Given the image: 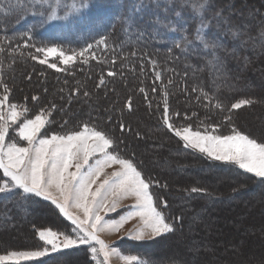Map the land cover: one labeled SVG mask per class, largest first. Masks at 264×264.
I'll return each mask as SVG.
<instances>
[{
  "label": "trees",
  "instance_id": "1",
  "mask_svg": "<svg viewBox=\"0 0 264 264\" xmlns=\"http://www.w3.org/2000/svg\"><path fill=\"white\" fill-rule=\"evenodd\" d=\"M71 2L64 0L67 4ZM145 2L146 6L141 11L131 12L134 23L130 27L126 17L133 7L132 0H88V8L75 17L49 23H43L40 13L44 9L35 6L36 0H0V48H4L0 52V78L10 89L9 102L26 103L30 109L29 118L41 108H50L55 104L56 110L51 115L47 133L64 131L61 125L65 120H68V128L88 120L112 131L122 141L119 145L122 154H134L145 176L159 181L161 187L154 186L152 192L167 199L169 207L163 211L169 222L177 216L183 217L182 222L176 221L174 233L158 237L155 242L186 235L189 216L199 210L202 213L196 223L203 222L205 215L213 216L210 209L222 206L231 208L228 211L232 213L245 211L241 220L251 223V214L264 208V183L234 165L209 160L194 150L185 149L182 142L161 124L162 89L168 93V103L173 112L180 113L181 119L176 121L177 124L184 123L182 118L185 115L197 113L191 121L194 127L201 121L206 124L221 123L224 133L230 127L223 121L231 104L242 98L254 99L257 102L251 106L232 111V123L264 141L263 133L239 121V117L247 111L260 109L257 107L260 106L262 93L256 91L252 77L258 71L264 79V0H212L213 7L206 18L216 11H221V16L212 19L210 27L205 29L210 45H216L207 49L193 37L196 21L191 19L190 5H182L181 0ZM245 11L249 12L248 17ZM177 12L181 15L177 16ZM101 15H109L113 20L99 33L82 34L81 24H88L90 19ZM157 17L159 23L149 22ZM185 21L188 22L186 35L191 43L182 41L185 33L172 30L173 27L181 28ZM52 30L54 33L49 35ZM233 32L240 35L234 37ZM101 38L107 46L97 43ZM9 41L12 48L20 46V51L10 53ZM25 41L30 45L27 48L23 47ZM178 41L181 42L179 48L176 47ZM52 44L69 53L71 50L79 52L91 44L92 52L86 55L94 53L97 59L84 63L82 58H78L75 63L64 66L59 63L58 57H50L49 63H56L63 69L57 71L48 64L39 63L44 56L35 53V47ZM133 52L135 55H132ZM31 55H38L39 59L33 60ZM113 57L116 58L115 63L112 62ZM109 71L115 75L109 76ZM157 72L161 74V79H156ZM141 88L144 92L140 91ZM194 88L196 91H193ZM201 89L214 97L213 105L217 101L222 103L224 111L214 107L206 110L204 105L208 101L202 98ZM34 95L39 97L38 101L31 99ZM129 97L131 110L125 106ZM120 123L125 125L123 133ZM9 138H15L13 132H10ZM162 156H165L164 162L163 158H159ZM152 161H156L158 166L152 165ZM193 171L199 173V180L192 178ZM165 184L167 187H162ZM192 188L204 191L192 192ZM253 202L259 205L254 210L250 205ZM236 205H242L248 211L233 210ZM47 216L51 219L45 221ZM16 218L21 219L19 229L28 240L1 246L0 254L8 250L43 247L34 229L51 228L71 233L70 222L59 215L49 201L38 197L22 200L18 191L0 194V233H10L15 228ZM258 227L261 230L257 233L264 232V225ZM121 242L116 244L121 247ZM87 250L86 245H79L49 252L38 260L21 261V264H82L81 260L91 264ZM130 252L140 257L146 255L152 260L155 258L153 263L158 264L157 253ZM162 261L163 264H198L196 260L171 255H166Z\"/></svg>",
  "mask_w": 264,
  "mask_h": 264
},
{
  "label": "snow or ice",
  "instance_id": "2",
  "mask_svg": "<svg viewBox=\"0 0 264 264\" xmlns=\"http://www.w3.org/2000/svg\"><path fill=\"white\" fill-rule=\"evenodd\" d=\"M151 2L155 3L156 0ZM132 3L133 7L126 17L130 27L134 23L131 12L141 11L146 6L145 0H132ZM181 4L190 5L191 19L196 21L193 29L194 39L205 49L215 47V44L210 45L206 39L205 29L210 27L212 19H219L221 11H216L206 18V14L213 7L212 0H181ZM35 6L44 9L40 13L43 23L68 21L88 8V0H72L70 4L64 3V0H36ZM176 15L180 16L181 13L177 12ZM149 22L159 23V18ZM172 30L185 33L182 41L191 43L186 35L187 21L181 28L173 27ZM232 35L236 37L240 33L233 32ZM97 43L107 46L103 38ZM29 46L25 41L23 47ZM180 46L181 42L178 41L176 47ZM3 51L4 48H0V52ZM8 51L19 52L20 46L12 48L9 41ZM90 52L91 44L79 52L71 50L70 53L52 44L35 47V53H42L43 59H39L38 55H31V58L39 59V63L62 71L56 63H49L50 57H58L61 65L68 66L78 58H82L84 63L89 59H97L94 53L91 56L86 55ZM132 55H135V52ZM115 59L113 57V63ZM152 63L155 64V61ZM108 75L114 76L115 73L109 71ZM156 79H161L159 72L156 73ZM0 88L3 89L0 93V194L18 191L22 200L38 197L49 201L58 210V214L71 225V233L54 231L51 228L34 229L43 247L33 250H8L0 254V264L34 261L47 256L49 252L79 245L88 247L91 259L96 264H109L110 258L113 257L123 261V264H147L138 256L123 254L118 248L101 239L99 233L121 232L131 220H136L137 223L125 232L124 236L136 241L174 233L176 221L182 222L183 217L177 216L169 222L163 211L169 207L167 199L152 192L154 186L161 187L159 181L145 176L134 154H122L119 148L122 141L107 127L84 120L68 128V120H65L61 125L64 131L47 133L51 115L56 110L55 104L50 108H41L29 118L30 109L26 103L9 102L10 89L3 83L2 78ZM140 91L144 92V89L141 88ZM162 91L164 102L161 124L167 132L182 142L185 149L194 150L209 160L234 165L264 183V141L240 130L232 123L231 116L232 111L251 106L257 101L242 98L232 103L228 109L229 114L223 121V124L230 126L229 131L224 133L221 123L206 124L201 121L194 127L191 121L197 117V113L192 116L185 115L182 118L184 123L177 124L176 121L181 119L180 113L173 112L168 103L166 89ZM84 95L87 96L88 93L85 92ZM201 96L208 101L204 105L206 110L214 107L224 111V105L219 101L213 105L214 97L203 89ZM31 99L38 101L39 97L34 95ZM125 106L131 110V97ZM119 128L123 133L125 125L120 123ZM10 129L14 130V136L18 137V140L9 138ZM137 135L139 136V133ZM162 187L166 188L167 185ZM191 191L204 190L192 188ZM113 214L115 218H112Z\"/></svg>",
  "mask_w": 264,
  "mask_h": 264
},
{
  "label": "rangeland",
  "instance_id": "3",
  "mask_svg": "<svg viewBox=\"0 0 264 264\" xmlns=\"http://www.w3.org/2000/svg\"><path fill=\"white\" fill-rule=\"evenodd\" d=\"M248 13V11H245L244 14H246V16L248 17ZM112 20L113 17L109 15H101L99 17H96L95 19H90L88 24H81L80 30L84 35L99 33ZM241 25L243 24L241 23ZM49 32V35L54 33L53 30ZM75 36H78L76 32ZM75 36L73 35V37ZM255 72L256 73H254V77H252V79H254L253 83L255 85L256 91L262 93L260 106L257 107L260 109H254L251 112L247 111L246 114L244 113L239 117V121L251 126L252 128L254 127L253 129L258 133L264 134V79H262V75H258V71ZM10 132H13L14 134V131H12V129H10ZM15 138L18 140V137ZM159 158H163L162 161H165V156ZM152 165H155L156 167L158 166L156 161H152ZM167 170H170V168ZM192 174H190L192 175V178H194L195 180H199L200 177H198L197 175L199 174L198 172L193 171ZM127 203H129V201H127ZM207 203L208 201L206 200L205 204ZM250 205L252 206V210L259 207L258 203L254 202ZM256 205L258 206L255 207ZM230 209L231 208L225 206L212 208L210 209V213H212L213 216H203L204 221L200 223H196V221L198 218H200L202 210L196 211L188 218L190 225L186 235H184L183 237L179 236L177 239L168 238L166 240H158V242H155L154 240L157 239V237L155 239L146 238L143 241L131 243L130 240L127 239L128 237L124 236V233L131 229L137 223L136 220L127 222L121 232H101V234L103 236L107 235V237L109 238V241L106 243L115 246L125 255H134L130 251H143L146 254L150 252L152 254L157 253L159 256L158 264H163L162 259L166 255H171L173 257L179 256L188 260H196L198 264H264V232H262L261 234L257 233L258 230H261L258 225H264V208H261L260 210L258 209L251 214V223L242 222L241 219L245 217L246 213L245 211L237 210H247L246 207L244 208L242 207V205H236L233 210L237 211L234 213L228 211ZM114 217L115 215L112 218ZM47 219H51L50 216L45 217V221ZM20 220V218H16L14 220L15 228H12V231L10 233L0 234V248L1 246H6V244L9 243H11V245L18 244V240L23 242L28 240L26 234L20 232ZM252 223H254L255 226ZM111 239L113 241L114 239H117V242H121L124 240V242L120 243V247V245L116 244V241L113 242ZM147 241L154 242L147 243ZM140 242H142V244H140ZM87 251L89 254V250ZM136 254L135 256H138L142 261H146L147 264H155L153 263L155 262V258H153L152 260L146 257V255H142V257H140ZM89 257L91 258L90 254ZM100 259L102 260V257ZM81 261L82 264H86L84 260ZM91 264H96V262L92 261ZM109 264H123V261L116 257H113L110 258Z\"/></svg>",
  "mask_w": 264,
  "mask_h": 264
},
{
  "label": "crops",
  "instance_id": "4",
  "mask_svg": "<svg viewBox=\"0 0 264 264\" xmlns=\"http://www.w3.org/2000/svg\"><path fill=\"white\" fill-rule=\"evenodd\" d=\"M126 203H127V201H126ZM129 203H130V201H129ZM114 215H115V214H113V216H114ZM114 218H115V217H114ZM99 236H100V238L103 239L105 242H108V241H109V238L107 237V235H106V236H105V235L103 236L101 233H99ZM117 239H118V238H117ZM117 239H114V241H113L112 239H111V240H112L113 242H115ZM127 239H129L130 241H136V240L131 239V238H129V237H128ZM116 242H117V241H116ZM136 242H137V241H136ZM74 247H75V246H74ZM62 250H63V249H62Z\"/></svg>",
  "mask_w": 264,
  "mask_h": 264
},
{
  "label": "bare ground",
  "instance_id": "5",
  "mask_svg": "<svg viewBox=\"0 0 264 264\" xmlns=\"http://www.w3.org/2000/svg\"><path fill=\"white\" fill-rule=\"evenodd\" d=\"M183 181H187V180H183ZM258 205H256L255 207H257ZM240 207V206H239ZM237 208H238V206H237ZM241 208V207H240ZM1 234V233H0ZM248 234V233H247ZM255 237V236H254ZM256 239H259V238H256ZM6 242V241H5ZM10 245H11V243H9ZM9 244H7V245H9ZM264 244V243H263Z\"/></svg>",
  "mask_w": 264,
  "mask_h": 264
}]
</instances>
